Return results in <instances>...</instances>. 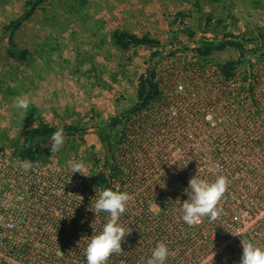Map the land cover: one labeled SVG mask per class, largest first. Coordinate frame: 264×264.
<instances>
[{"label": "built area", "instance_id": "1", "mask_svg": "<svg viewBox=\"0 0 264 264\" xmlns=\"http://www.w3.org/2000/svg\"><path fill=\"white\" fill-rule=\"evenodd\" d=\"M254 51L228 79L197 54L183 64L158 61L159 98L125 120L117 145L122 176L114 189L130 194L120 222L132 256L115 264H146L158 241L170 249L165 264H239L241 240L264 246V44ZM21 161L0 151V264H86L84 238L107 221L91 210L93 178L25 170ZM197 171L230 183L219 201L223 215L188 225L180 204Z\"/></svg>", "mask_w": 264, "mask_h": 264}, {"label": "rangeland", "instance_id": "2", "mask_svg": "<svg viewBox=\"0 0 264 264\" xmlns=\"http://www.w3.org/2000/svg\"><path fill=\"white\" fill-rule=\"evenodd\" d=\"M23 1L0 0V24L15 16ZM263 25L264 0H47L18 36L20 46L29 50L27 61L6 58L4 41L0 43V151L16 153L22 133L41 121L72 125L85 132L65 135L56 153H51L50 141L43 162L33 167L50 175L72 170L71 162L82 160L85 167L80 171L92 178V173L109 162L111 144L124 132L118 125L106 144L96 129L135 104L137 79L153 51L144 46L115 49L108 40L112 29L147 33L167 51L159 62L176 58L183 64L196 54L188 29L196 41L204 37L218 41L226 33L256 36ZM176 39L192 48L174 51ZM254 52L240 69L256 58ZM237 56L229 48L215 52L210 62ZM161 68L165 72L162 64ZM21 95L30 101L27 110L13 106L14 98ZM159 209V204L153 206L155 217ZM130 233L137 234L135 229Z\"/></svg>", "mask_w": 264, "mask_h": 264}, {"label": "trees", "instance_id": "3", "mask_svg": "<svg viewBox=\"0 0 264 264\" xmlns=\"http://www.w3.org/2000/svg\"><path fill=\"white\" fill-rule=\"evenodd\" d=\"M46 1L47 0H24L19 12L0 24V43L4 41L3 51L6 58L18 62L27 61L30 54L29 50L20 46L18 36L23 26L33 18ZM178 15L182 16L180 13ZM186 33L193 43L194 47L192 50H194L198 57L205 62H210V58L215 52L224 51L229 48L238 53L236 58H229L225 61L216 63L223 77L227 79L233 77L235 71L249 60V54L252 53L254 49L264 44V25L257 30L256 36L246 38L244 35L226 33L218 41L215 39L210 40L206 37L196 41L192 31L188 29ZM108 40L110 45L119 51H129L132 48L140 46L150 48L153 51L148 59L147 68L137 79L135 104L121 115L113 117L108 123L96 129L98 138L101 142L106 144L111 141L112 132L118 125H122L126 119L129 120L135 117L159 98L160 89L156 79V67L159 58L167 53V51L162 48L160 41L147 33L138 35L126 29L116 27L109 32ZM172 46L174 50H178L179 48L183 50L192 48L177 39L175 43H172ZM59 127H63L65 135H77L85 132L84 129L72 125H51L41 121L38 125L29 127L22 133L21 143L15 148L17 157L22 161H32L33 164L42 163L47 152L46 145L50 142L51 133ZM121 138L122 137L111 144V146L113 145V150L109 162L105 161L103 165L99 167L98 171L92 173L93 183L99 189L108 187L114 190L115 183L119 181L120 176H122V170L119 165H117L116 159L117 145L120 143L119 140ZM121 243V251L113 253L108 257L107 260L110 263L115 264L123 255L129 254V257L132 256L131 252H127L126 249L123 248L125 243L123 241H121ZM132 243V241L127 242V247L129 249Z\"/></svg>", "mask_w": 264, "mask_h": 264}, {"label": "clouds", "instance_id": "4", "mask_svg": "<svg viewBox=\"0 0 264 264\" xmlns=\"http://www.w3.org/2000/svg\"><path fill=\"white\" fill-rule=\"evenodd\" d=\"M29 99L26 95L16 96L13 106L20 110L29 108ZM49 149L51 153L58 152L65 143L63 127L57 128L50 136ZM33 166L32 161H21V167L25 170ZM85 167L82 160H73L71 168L73 173L80 172ZM81 173V172H80ZM229 179L224 175H216L214 179H207L197 173L188 181V186L184 189L187 196L181 204L182 220L188 225H193L207 217L209 221H215L223 215V208L219 206ZM130 199L127 191L113 190L104 187L95 188L94 207L91 209L96 213H106L107 221L101 230L87 240L85 246L86 264H106L108 257L121 251V241L125 239V228L120 222L121 215L125 212ZM130 231V229H129ZM242 253L239 264H264V246L254 243L251 239L241 240ZM170 249L164 242L158 241L151 251V255L146 259V264H165Z\"/></svg>", "mask_w": 264, "mask_h": 264}]
</instances>
